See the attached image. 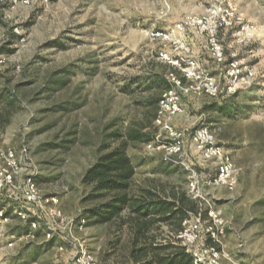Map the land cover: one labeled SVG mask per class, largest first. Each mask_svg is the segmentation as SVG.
Wrapping results in <instances>:
<instances>
[{"label":"rangeland","instance_id":"374dc122","mask_svg":"<svg viewBox=\"0 0 264 264\" xmlns=\"http://www.w3.org/2000/svg\"><path fill=\"white\" fill-rule=\"evenodd\" d=\"M29 3L0 0V151L17 155L13 185L0 192V208L11 209L0 223V264H136L127 227L85 220L99 202L83 176L124 138L135 188L200 196L203 221L210 209L222 215L230 257L264 264V0ZM172 74L189 88L178 89L183 112L172 121L188 134L184 154L167 162L146 145L160 134L155 99L166 92L154 81L172 87ZM205 126L236 166L233 190L214 184L219 165L193 143ZM28 179L41 201L58 200L57 217L23 202Z\"/></svg>","mask_w":264,"mask_h":264},{"label":"trees","instance_id":"16d2710c","mask_svg":"<svg viewBox=\"0 0 264 264\" xmlns=\"http://www.w3.org/2000/svg\"><path fill=\"white\" fill-rule=\"evenodd\" d=\"M154 83L161 91L171 88L166 81ZM159 95L155 99L157 104L162 97L159 98ZM128 135L138 139L141 134L129 132ZM113 136L117 137V134ZM127 147L126 138L115 146H108V152L100 155L84 174L83 184L92 186L90 200L99 202L86 212L85 220L90 226L118 222L121 230L127 227L130 235L129 257L136 264H193V258L185 248L172 246L171 242L158 244L155 232L163 225L170 227L174 233L181 232L188 215L199 214L200 201L190 199L185 191L167 195L164 189L158 187L135 188L132 180L137 172ZM10 210L6 211L7 217Z\"/></svg>","mask_w":264,"mask_h":264},{"label":"built area","instance_id":"2783aa9c","mask_svg":"<svg viewBox=\"0 0 264 264\" xmlns=\"http://www.w3.org/2000/svg\"><path fill=\"white\" fill-rule=\"evenodd\" d=\"M25 4H30L29 0H22ZM189 20L185 23L176 25L172 29V36L177 33H183L185 26L189 25ZM181 41H178L180 43ZM181 48L189 51L182 44ZM214 55L220 61L222 51L217 45L213 46ZM167 58V56H165ZM3 63L2 61L0 62ZM190 69V68H189ZM171 81L174 85L168 89L161 97L159 108L156 114L155 123L159 128V133L156 138L146 145L148 150L154 151L157 149L163 151L164 160L173 162L180 158L185 152V139L187 131H179L173 126V119L183 112L181 99L178 95V89L185 90L187 93L189 88L184 89L183 83L172 74ZM191 76H195L194 72ZM211 94L217 93V88L214 83L208 87ZM193 136V143L201 154L204 161H216L219 165V173L213 180L218 187H227L233 190L237 186L236 166L233 164L232 158L226 149L217 145L213 132L209 126L200 128ZM25 151V150H24ZM17 155L8 150L5 153L0 151V192L7 186L13 185L14 173L16 168ZM192 191L197 189L196 183L191 184ZM200 196L194 195L193 199H200ZM23 202L27 205H37L45 214L51 217H57L58 200L54 198H46L40 200L39 187L36 181L28 179L24 185ZM16 217L25 218L22 211L16 212ZM209 220L203 221V215L189 214V218L183 223V230L179 232L175 238L182 244L193 258V264H240L233 260L223 248V239L225 237L224 221L220 212L210 209L208 211ZM6 210L0 208V223L7 222ZM85 222V221H84ZM36 229L37 223H31V228ZM204 238H207L209 243H200ZM206 242V241H205ZM87 257L86 254L83 255ZM90 259V257H87Z\"/></svg>","mask_w":264,"mask_h":264},{"label":"crops","instance_id":"0c3cea01","mask_svg":"<svg viewBox=\"0 0 264 264\" xmlns=\"http://www.w3.org/2000/svg\"><path fill=\"white\" fill-rule=\"evenodd\" d=\"M146 188H149V187H146ZM153 188V187H152ZM170 199V198H169ZM189 216V215H188ZM162 231V232H161ZM162 233L161 234V236L162 237H164V238H166V240H163V241H159V243H165V242H171V245L172 246H179V242H174L173 241V238H175V236L178 234V232L176 233H174L172 230H171V228L170 227H168V226H166V228L165 229H163V228H161L160 230H159V233ZM156 233V232H155ZM157 234V233H156ZM158 235V234H157ZM169 240V241H168ZM157 243H158V241H157ZM158 243V244H159Z\"/></svg>","mask_w":264,"mask_h":264}]
</instances>
